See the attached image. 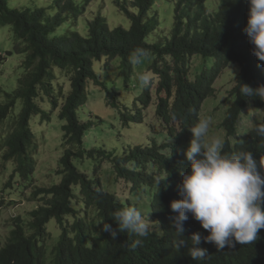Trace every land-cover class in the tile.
<instances>
[{
  "label": "trees",
  "instance_id": "trees-1",
  "mask_svg": "<svg viewBox=\"0 0 264 264\" xmlns=\"http://www.w3.org/2000/svg\"><path fill=\"white\" fill-rule=\"evenodd\" d=\"M93 1L53 0L48 8L32 0L27 9H20L10 6L9 0H0V25H11L14 34L13 48L4 52V57L26 55L18 87L2 89L5 97L0 101V158L6 170L7 163L14 165L10 181L0 190V215L5 210L4 194L12 193L14 204L35 176L38 145L32 120L40 116L50 121L58 112L64 122L63 155L57 170L60 181L36 186L29 197L39 203L26 218L12 216L9 232L3 241L0 237V264H47L54 254L57 262L64 254L78 258L90 243L104 264H264V229L252 244L236 243L234 248L221 251L202 242L208 255L204 260H193L188 247L176 248L178 239L191 236L190 229L184 231L185 237H179L174 228V243L170 240L167 253L158 257L155 246L149 243L135 249H111L102 242L108 232L101 231L102 225L97 227L101 221L110 224L111 214L119 205L103 182L99 160L104 159L119 177L115 181L125 178L136 185L145 184L152 187V196L167 198L179 177L173 172L178 166L172 168L171 161L178 158L177 149L183 145L186 130L191 132L192 124L202 118L205 100L218 90L228 91L227 129L236 128L249 106L264 108V100L240 95L241 84L253 88L264 84V61L253 54L254 45L243 31L248 0H170L174 7L171 25L155 10L157 0H115L130 26L111 27L108 18L99 13L88 20V35L84 36L74 19L86 15ZM137 47L147 50L146 62H152L149 68L157 78L149 87H139L142 93L130 98V105L122 109L124 88L138 87V64L131 62ZM196 56L210 65L198 71L192 67ZM116 58L121 59V85L117 80L103 79L97 69L99 63L108 65ZM97 87L105 91L108 105L118 109L117 118L123 119L127 131L118 137L123 139L128 134L133 142L120 144L116 140L88 146L86 136L92 131L111 137L122 130L112 125L105 128L108 121L89 107V94ZM149 130L151 137L139 139ZM85 158L94 171L77 164ZM163 213H168L166 206ZM55 219L64 233L55 247H49L48 224ZM188 243L190 247V240Z\"/></svg>",
  "mask_w": 264,
  "mask_h": 264
},
{
  "label": "clouds",
  "instance_id": "clouds-1",
  "mask_svg": "<svg viewBox=\"0 0 264 264\" xmlns=\"http://www.w3.org/2000/svg\"><path fill=\"white\" fill-rule=\"evenodd\" d=\"M248 6L243 31L254 45L253 54L259 61H264V0H248ZM147 55L146 49L137 47L131 62L140 64ZM136 75L141 88L151 85L149 73ZM240 95L264 100V84L255 88L241 84ZM249 108L251 106L241 113L236 128L227 129L224 125L227 105L223 116H219V125L226 130L223 139L210 134L211 119L207 117L192 124L191 132L186 130L183 145L177 149L178 158L171 161L172 168L178 166L173 172L179 176L171 196L154 197L152 187L136 185L125 178L116 182L119 185L121 180L125 181L124 194H117L107 187L117 197L119 205L111 214L110 224L105 221L97 224V227L102 225L101 231L108 232L102 242L111 249H135L145 243L153 244L160 257L167 253L169 241L174 243V228L179 237H185L184 231L190 229L191 236L188 240L178 239L176 248L188 247L193 260H204L208 249L201 247L202 242L221 251L226 247L234 248L236 243L256 241L259 231L264 229V117L255 119L251 127L243 128L242 118ZM228 121L231 124L233 118ZM165 140L170 141L169 137ZM158 174L162 176L163 172L158 171ZM156 183L160 184V179ZM139 193L143 195L141 208L138 201L131 198ZM164 206L168 209L167 214L163 213ZM55 222L58 239L53 247L64 233L56 219ZM48 229L51 235L47 244L53 237L50 224ZM4 236L0 235L2 241ZM54 258L55 254L51 255L47 264H104L92 243L78 258H68L65 254L60 262Z\"/></svg>",
  "mask_w": 264,
  "mask_h": 264
},
{
  "label": "rangeland",
  "instance_id": "rangeland-1",
  "mask_svg": "<svg viewBox=\"0 0 264 264\" xmlns=\"http://www.w3.org/2000/svg\"><path fill=\"white\" fill-rule=\"evenodd\" d=\"M38 4H45L49 8V4L53 2V0H35ZM32 0H9V4L12 7L17 6L20 9H27L31 5ZM86 15L76 16L74 22L78 20V28L81 30V34L84 36L88 35V20H92L97 14L102 13L105 17L108 18L110 26L116 27L118 25H123L124 27L130 26L129 18L121 13L118 7L115 4V0H94L86 9ZM161 16V20L166 21L168 24L173 23L174 19V7L173 2L170 0H157L156 9ZM163 28L168 30V27ZM166 30V31H167ZM14 44V34L12 26L9 24L0 25V101L4 99V91H13L18 87L19 77H21L24 73V67L22 66L24 59L26 57L23 53H14L8 58H5L4 52L7 50H12ZM202 56H196L194 62L192 63V67H198V71H203L207 65H210L209 61L203 64ZM148 56L143 58L142 63L136 65V72H147L152 76V79L157 78L154 69L149 68L152 62H146ZM120 58H116L112 63L105 65V62L99 63L97 65V69L100 72L103 79H110L111 81L117 80V82L121 85V78L119 79V63ZM193 70V69H192ZM195 71V70H193ZM230 84V83H229ZM217 88H221V80L219 79L217 82ZM137 88L132 86L129 91H126L127 88H124V94L122 95L121 102L124 103L122 105V109H125V105H130V98H134L137 95H140L141 89H139L140 85L137 80ZM68 88V86H67ZM141 88V87H140ZM4 89V91L2 90ZM97 91L89 94V107L94 111L99 113L104 117L105 120L108 121L105 124V128L107 125H112L116 127H121L122 130L120 133H116L111 137L100 136L97 131H92L86 136V141L88 146L91 145L96 146L99 142L101 144H110L114 143V141H119V143H125L126 141H134L133 136H128L126 134L123 139L119 138V134H123L127 131L124 126L123 119L120 117L117 118V110L113 106L108 105L107 101H105L106 94L103 89L100 87L96 88ZM227 93L228 91L218 90L215 96L209 97L203 103L204 107L202 109V118H210V134L212 136H219L222 139L226 135V130L221 128L219 123L221 118L219 116H223L224 112L227 110ZM226 100V101H224ZM49 109V107H47ZM94 112H91L94 114ZM254 113V116H250L249 114ZM264 117V110H258L253 107L249 108L246 112V116L242 118V126L243 128L251 127L254 123L255 119H262ZM35 123L34 130L37 135V149L36 153V169L35 176L32 181L28 183L27 189L24 188V195L16 197L15 203H11L13 200L12 193L4 194V206L0 215L1 220V236H4L10 229V219L12 216L22 215L26 216L39 202L33 201L30 199V193L36 186H49L52 183H57L60 181L61 176L57 173L59 169V160L63 155V130L62 124L64 123L58 115V112H55L52 116V119L49 120H41L40 116L35 117L32 120V123ZM128 128V127H127ZM107 130V129H106ZM144 132V131H142ZM1 129H0V137H1ZM105 133V132H104ZM152 131H148L147 133H143L139 139H145L146 137H151ZM126 144V143H125ZM121 146V147H125ZM1 156V154H0ZM104 159L99 160L100 164V173L102 178L104 179V184H107L112 191L117 194L125 193V182L121 180L119 185H116L117 175L112 172L109 168L108 163L103 161ZM77 162V161H76ZM77 164L82 165L84 170L94 171L93 165L90 163V160L85 158L77 162ZM7 169L3 167L2 157L0 158V190L3 185L10 181V174L14 169V165L12 162L7 163ZM6 170V171H5ZM0 191V196H1ZM140 195V196H139ZM134 200H137L140 208L141 203L143 202V195L139 193L137 196L131 197ZM55 222L50 224V230L53 232V237L49 242V247H53V245L57 242V231Z\"/></svg>",
  "mask_w": 264,
  "mask_h": 264
}]
</instances>
